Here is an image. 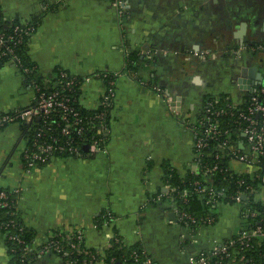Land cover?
Instances as JSON below:
<instances>
[{"label": "crops", "instance_id": "1", "mask_svg": "<svg viewBox=\"0 0 264 264\" xmlns=\"http://www.w3.org/2000/svg\"><path fill=\"white\" fill-rule=\"evenodd\" d=\"M124 3L0 0L5 20L33 24L25 51L37 72L47 78L60 68L79 79L85 111L101 106L106 76L114 75L105 151L52 155L28 169L21 123L0 128V188L17 190V216L33 234L29 264H69L41 248L76 232L97 253L117 234L126 246L139 244L152 264H189V256L246 227L240 207L222 203L212 205L213 223L184 226L176 203L160 194L168 170L198 171L192 124L206 100L239 104L264 81V0ZM33 98L22 71L0 66V112ZM9 260L0 228V264Z\"/></svg>", "mask_w": 264, "mask_h": 264}, {"label": "built area", "instance_id": "2", "mask_svg": "<svg viewBox=\"0 0 264 264\" xmlns=\"http://www.w3.org/2000/svg\"><path fill=\"white\" fill-rule=\"evenodd\" d=\"M113 1L120 9L124 7V0ZM33 29L32 24L18 21V23L13 24L10 34L6 35L0 32V66L6 62H11L23 73L29 71V68L22 63L16 51V45L21 44L26 37L28 38ZM103 76H106V74H103ZM59 77L53 84H61L64 87L71 88L76 82L75 77H69L64 69L59 70ZM44 80V82H50L49 79ZM28 82L34 90V103L21 109H15L11 112L6 111L0 114V128L12 122H23L32 128L34 126H42L37 128L36 139L33 144L30 147H25L22 151V157L25 159L27 168L30 169L44 163L52 155H55L53 152L57 150H66L69 153L79 154V147L70 145L73 139H67L65 143H58L57 137L53 136L52 133L48 135L43 128L52 129L53 127L51 126L56 124V127L59 128L58 132L61 135H69L72 132L82 135V131L84 130V125L82 124L83 118L72 105L71 98L64 95L60 90L46 92L33 78L29 79ZM106 82L107 87L101 100V106L103 107H109L114 97V80L108 78ZM214 101H217V98H208L206 100L203 111L192 124L195 134L194 147L198 169L201 168L205 172H212L218 169L216 163L208 166L202 165L201 162V156L205 152L204 149L207 146H213L216 150L214 153L215 158L226 156L230 167L236 174H246L248 177H242L237 180V188L233 193H228L226 188H220L215 192L212 188H206L198 182L195 183V188L201 196H205L207 204H237L240 207L241 217L247 223L245 229L237 234L219 242H214L210 248L189 256V264H229V260H235L238 250H241V247L237 246L247 244L248 241L255 237L264 239V218L259 217L260 212L258 209L259 203L264 204V81L239 104L227 103V108H217ZM240 105L242 106L239 107ZM227 113L235 115L236 119L243 122V124L230 128L221 127L218 118ZM49 117H52V120H49ZM56 117L59 120H55ZM97 117L101 118L102 113L98 114ZM96 129V133L90 135V138L82 144L83 146H87L86 153L92 154L106 150L109 133L108 125L107 123H102ZM230 130L235 132V134H241L243 138L240 140L243 141L246 149L242 150L239 148L240 140L237 139L238 137H233ZM164 188L165 191L160 196H164L175 203L173 199V193L176 191L175 187L166 183ZM12 191L17 192V190ZM180 194L186 196V190L183 189ZM7 198V193L0 191V206L8 205ZM9 206L14 207L15 205L14 203H10ZM175 212L176 221L187 227H193V225L199 227L215 221L214 215L196 216L180 208L177 204ZM251 220L254 222L253 224L250 223ZM8 225L11 227L16 226V220L11 219L6 223H2L4 227ZM71 237L81 242V233H72L66 236V240H69L70 246L75 248L78 253L89 254L88 264H97L98 259L96 258V254L85 250L84 247H81L80 243L71 241ZM8 238L17 240L20 243L23 242L17 234H8ZM11 250L14 251V248H11ZM31 250L30 247L23 248L19 264H29V259L26 255L32 252ZM49 251L58 254L61 252L66 253L63 246L51 238L41 248V252ZM132 253L136 257L135 251ZM216 255L219 258L212 259V256ZM238 260L240 262L236 264H246L244 254H241ZM68 263L70 264L69 261ZM145 263L152 264V260L147 257Z\"/></svg>", "mask_w": 264, "mask_h": 264}, {"label": "trees", "instance_id": "3", "mask_svg": "<svg viewBox=\"0 0 264 264\" xmlns=\"http://www.w3.org/2000/svg\"><path fill=\"white\" fill-rule=\"evenodd\" d=\"M14 23H18V20L15 19L13 21H7L3 18V15L0 12V32L4 34H10L12 32V27ZM33 25V24H32ZM27 42V37L23 40L21 44L16 45V51L19 54L22 63L29 68V71L24 73L25 74V80H29L33 78L38 82V85L43 88L46 92H51L54 90H60L64 95L69 96L71 98L72 105L76 108V110L79 112V115L82 116L83 121L82 124L84 125V130L82 131V135L77 134L76 132H72L69 135H61L58 130L59 128L56 127V124H54L52 129L44 128V131L47 132V134H53V136L57 137L58 143H65L67 139H73V141L70 143V145L78 146V152L80 155L86 154V151L83 149V142H85L87 139L90 138V135L96 133V128L99 127L102 123L108 124V110L111 107H103L99 106L97 109L92 111H85L81 105L78 102V85H79V79L73 75H70L68 73V76H73L76 79L75 84L71 86V88L64 87L63 85H55L53 84L56 79L59 77V70L60 68L54 70L52 74H50L49 77L44 78L42 77L37 70L35 69V66L29 61L28 56L25 51V46ZM138 60V54L137 53H131L128 57V61L130 63H134ZM63 70V69H62ZM114 75H109L106 77V80L108 78H113ZM44 79H49L50 82H44ZM213 98V97H212ZM35 99L33 98L32 103H34ZM215 105L218 107H226L227 103H231L226 99L218 98L217 101H214ZM240 105L239 107H241ZM21 109V108H17ZM15 110V109H14ZM13 110L7 111L11 112ZM3 112H0V114ZM102 113V117L98 118L97 115ZM49 120H52V117L48 118ZM55 120H59L58 117L55 118ZM220 122L221 127H235L243 124V122H240V120L236 119L235 115H231L230 113L224 114L218 118ZM237 120V121H235ZM22 129L26 133V147H30L34 140L36 139V132L37 128L42 126H34L33 128L30 127L28 124L21 123ZM93 128V129H92ZM232 133V136L237 139H242L240 133L235 134L232 130H230ZM59 133V134H58ZM46 138V137H45ZM48 139V138H47ZM204 155L201 156V162L202 165H208L211 166L213 164L218 165V169L214 170L212 172H205L203 169H198V171L191 172L188 175L184 177L178 176L173 171H167L165 175V181L166 183L170 184L171 186L175 187L176 191L173 193V199L175 203L182 209L191 212L192 214L199 216V215H212L214 212V206L212 204H207L205 202V196H201L200 193L196 190V182L201 184L202 186H205L206 188H212L215 192H217L220 188H226L228 193H233L235 189L237 188V180L245 177L247 178L248 175H239L236 174L232 168L229 165L228 158L226 156L215 158L214 153L216 150L213 148V146H207L204 149ZM55 155H76V153H69L66 150L64 151H54ZM211 153V154H209ZM185 189L186 190V196H182L180 192ZM0 191H5L8 195L7 201L8 205L6 206H0V228L6 233V242L8 247V252L10 255V260L8 264H19L20 263V254L23 252L24 247H30L31 248V241L33 238L32 231L25 228L24 225L19 220L15 207L9 206L10 203H14L15 205V196L16 192H13L11 189H1ZM186 199V200H184ZM258 209L260 212L259 217L264 218V204L259 203ZM14 219L16 220V226L11 227L8 225L7 227L2 226V223H6L7 221ZM251 224L254 222L251 220ZM193 227H197V225H193ZM8 234H17V236L23 241L20 243L17 240H12L8 238ZM52 240L59 242L66 253L61 252V255H64L65 259L70 262V264H88V258L89 254H84L83 252L78 253L77 250L70 246L68 243L69 240H66V236L62 235H56L53 237H50ZM117 239V240H116ZM120 238L116 234L113 238L110 239V244L107 248H105L102 253L96 252L94 250L85 248L81 242H78L76 238L71 237L70 240L74 243H80L81 247H84L85 250L91 251L96 254V258L98 261L102 262V264H146L145 260L148 257L147 254L144 252V250L141 248L139 244H133L131 246H126L122 244V242L119 240ZM70 241V242H71ZM241 247V250H238V253L236 254L235 260L231 261L229 260V264H236L240 261L239 256L241 254H244L245 256V262L246 264H264V239L255 237L247 242V244L237 246ZM11 248H14V251L11 250ZM32 251V250H31ZM135 251L136 257L134 256L132 252ZM32 255V252L27 253L26 257L28 256V259ZM219 257L212 256V259H218Z\"/></svg>", "mask_w": 264, "mask_h": 264}, {"label": "water", "instance_id": "4", "mask_svg": "<svg viewBox=\"0 0 264 264\" xmlns=\"http://www.w3.org/2000/svg\"><path fill=\"white\" fill-rule=\"evenodd\" d=\"M83 149H84V150H87V146H86V145H84V146H83Z\"/></svg>", "mask_w": 264, "mask_h": 264}]
</instances>
